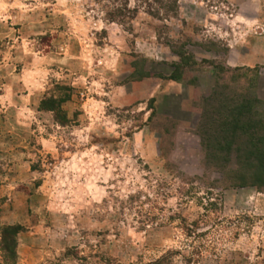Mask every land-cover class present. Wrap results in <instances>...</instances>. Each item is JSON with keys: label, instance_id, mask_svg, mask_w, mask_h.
<instances>
[{"label": "rangeland", "instance_id": "1", "mask_svg": "<svg viewBox=\"0 0 264 264\" xmlns=\"http://www.w3.org/2000/svg\"><path fill=\"white\" fill-rule=\"evenodd\" d=\"M109 2L0 0V264H264V0Z\"/></svg>", "mask_w": 264, "mask_h": 264}, {"label": "trees", "instance_id": "2", "mask_svg": "<svg viewBox=\"0 0 264 264\" xmlns=\"http://www.w3.org/2000/svg\"><path fill=\"white\" fill-rule=\"evenodd\" d=\"M108 10L106 11V14L108 18H113L114 16H127L130 18V16H134L135 13L139 10L140 7L145 6V9L148 14L150 15H158L160 12V9H163L164 15L169 14L170 12L174 11L175 1L176 0H109ZM129 1H133L134 4L129 7ZM158 5L159 9L154 10L152 6ZM172 14V13H170ZM49 100L43 99L41 100V107H47L49 106L51 110H53L54 107V100H50L51 102L46 106ZM63 101V100H62ZM217 148L223 149L225 148V142H217ZM224 159V157L222 158ZM20 230V226H13V225H6V226H0V238L2 240V248L11 256L15 255V252L13 251L15 249L16 241L15 237L17 232Z\"/></svg>", "mask_w": 264, "mask_h": 264}, {"label": "crops", "instance_id": "3", "mask_svg": "<svg viewBox=\"0 0 264 264\" xmlns=\"http://www.w3.org/2000/svg\"><path fill=\"white\" fill-rule=\"evenodd\" d=\"M24 106H26V105H24ZM14 108L21 109V108H23V106L22 105H14Z\"/></svg>", "mask_w": 264, "mask_h": 264}]
</instances>
